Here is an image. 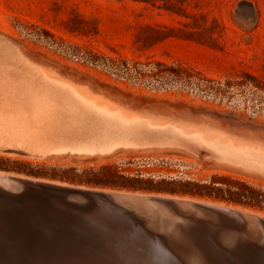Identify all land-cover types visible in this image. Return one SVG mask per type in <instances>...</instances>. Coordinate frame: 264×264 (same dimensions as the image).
Wrapping results in <instances>:
<instances>
[{"label": "rangeland", "instance_id": "1", "mask_svg": "<svg viewBox=\"0 0 264 264\" xmlns=\"http://www.w3.org/2000/svg\"><path fill=\"white\" fill-rule=\"evenodd\" d=\"M0 35L82 84L83 91L129 112L206 124L264 143V0H0ZM85 58L121 59L145 69L139 77L118 75ZM174 150L120 152L106 159L72 155L64 161L0 151V165L38 174L0 173L130 195L210 200L264 215V176ZM169 213L159 207L142 214L157 227L158 218ZM50 233L46 244L59 245L57 232ZM65 242L73 254V242Z\"/></svg>", "mask_w": 264, "mask_h": 264}, {"label": "bare ground", "instance_id": "2", "mask_svg": "<svg viewBox=\"0 0 264 264\" xmlns=\"http://www.w3.org/2000/svg\"><path fill=\"white\" fill-rule=\"evenodd\" d=\"M81 86L0 35V151L20 148L30 158L67 160L72 155L106 159L120 152L178 149L264 176L262 141L239 139L206 124L129 112ZM121 193L0 173V264H264L262 213L159 194L227 211L243 227L226 224L207 209L196 211L193 220L170 212L155 227L149 216L147 220L112 198ZM53 230L59 245H47ZM77 230H84L87 239L80 231L73 236ZM255 234L258 239L252 238ZM67 240L73 242V254L67 252L70 245L64 246Z\"/></svg>", "mask_w": 264, "mask_h": 264}, {"label": "water", "instance_id": "3", "mask_svg": "<svg viewBox=\"0 0 264 264\" xmlns=\"http://www.w3.org/2000/svg\"><path fill=\"white\" fill-rule=\"evenodd\" d=\"M4 151H18L20 152L22 149H15L12 147H3L1 148ZM44 194L47 196L53 197L55 200L58 199L59 196L57 194H51V192L46 191ZM23 195V194H22ZM93 196V195H92ZM91 196V198H92ZM112 198L114 200L122 202L124 205H126L128 208L132 209L134 212L142 216L143 218L147 219L145 215H143V211H155L157 208H165L166 211L172 212V214H177L180 217H185L189 220H193V218H196V211L198 210H214L221 218L223 221H225L226 224H231L235 227L242 226L243 223L241 222L232 214L228 213L227 211L220 210L217 208H214L210 205L202 204V203H190L188 201H178V200H173V199H164L161 197H145V196H140V195H130V194H114L112 195ZM92 201L94 198L91 199ZM95 206H96V201H95ZM193 206V212H189L188 209L192 208ZM77 210L76 208H74ZM90 209V208H89ZM86 212H89L91 210H85ZM145 213V212H144ZM150 217V216H149ZM244 222L247 223L246 217H244ZM253 219V218H252ZM250 221V220H249ZM248 221V222H249ZM245 227V225H244Z\"/></svg>", "mask_w": 264, "mask_h": 264}, {"label": "trees", "instance_id": "4", "mask_svg": "<svg viewBox=\"0 0 264 264\" xmlns=\"http://www.w3.org/2000/svg\"><path fill=\"white\" fill-rule=\"evenodd\" d=\"M75 55L79 56L78 54H75ZM79 57L82 58L83 56H79ZM85 59H88L92 63L103 65L118 75H126L127 73L131 72L130 76L139 77L141 71L145 69L142 66H140V63H137V65H134L128 61H121V59H117V60H112L111 58H104L103 60H100L98 58H85ZM150 71H152L154 73L153 75H155V76L159 75L162 78H168L169 77V76H166L164 74H160L157 70L153 71L150 69ZM171 80H172V78H171ZM0 169L14 170L17 172H23L25 174H31V175H37L38 174L32 170L20 169V168L4 166V165H0Z\"/></svg>", "mask_w": 264, "mask_h": 264}]
</instances>
